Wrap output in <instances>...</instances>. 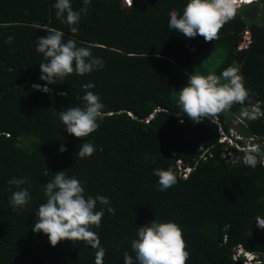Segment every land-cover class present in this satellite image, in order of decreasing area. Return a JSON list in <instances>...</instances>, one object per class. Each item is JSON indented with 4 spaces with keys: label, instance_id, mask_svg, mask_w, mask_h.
<instances>
[{
    "label": "trees",
    "instance_id": "obj_1",
    "mask_svg": "<svg viewBox=\"0 0 264 264\" xmlns=\"http://www.w3.org/2000/svg\"><path fill=\"white\" fill-rule=\"evenodd\" d=\"M55 2L0 0V264H97L98 259L99 264H125V252L135 258L131 244L138 227L155 220L182 229L186 264H243L235 258L238 247L264 260V229L256 226L257 218L264 219L259 160L264 148L247 153L221 143L218 126L206 118L194 123L175 96L187 86L183 79L188 82L195 73L219 76L235 63L248 95L218 114L223 128L230 126L227 118L264 104V13L258 10L264 0L244 6H255L261 19L235 13L211 42L169 28L170 10L182 15L189 0H91L75 35L56 18ZM71 5L74 11L84 7L83 0ZM53 29L64 32L65 40L75 39L78 47L99 45L92 52L105 66L59 78L44 93L33 88L47 84L40 79V64L46 61L36 41ZM9 36L14 37L10 44ZM219 50H224L222 64L212 68L208 57ZM88 83L95 87L86 89ZM87 91L100 97L105 115L81 140L68 134L59 112L83 108ZM252 134L264 137L263 117L244 133ZM85 142L96 151L80 159ZM61 145L67 151L61 153ZM243 155L255 156L256 165L238 158ZM179 165L191 168L187 177L180 175ZM156 169H171L175 184L158 190ZM59 172L77 178L85 198L104 196L115 210L109 213L97 202L104 216L91 230L104 249L102 257L89 241L53 247L47 235L32 230L39 206L47 201L45 185ZM12 179L28 183L17 188L9 185ZM21 189L29 191L30 201L16 210L10 199Z\"/></svg>",
    "mask_w": 264,
    "mask_h": 264
},
{
    "label": "clouds",
    "instance_id": "obj_2",
    "mask_svg": "<svg viewBox=\"0 0 264 264\" xmlns=\"http://www.w3.org/2000/svg\"><path fill=\"white\" fill-rule=\"evenodd\" d=\"M126 2L130 3L131 0H126ZM257 2L259 0L245 4H241L239 0H189L182 15L175 9L170 10L169 28L189 39L201 36L205 41L211 42L217 38L223 24L235 15L237 5L247 6ZM83 3L84 7L79 11L73 10L71 0H56L53 5L56 10V18L62 23L68 24L73 35L78 33L79 29L75 25L79 23L82 14L88 13L91 0H83ZM13 39L14 37L9 36L7 42L10 44ZM96 47L99 45L95 43L78 47L75 39L69 37L65 40V33L55 29L51 30L47 36L40 37L36 41V51L43 54L46 61L40 64L42 73L40 79L46 81L47 84L45 86L33 85L34 90L49 93L51 89L47 85L56 84L59 78L68 77L74 72L83 76L94 70L102 69L105 66L103 58L94 56L92 52V49ZM84 87L92 89L95 85L88 83ZM60 95L66 94L61 93ZM247 95L243 76L240 75V69L234 63L219 76L211 73L207 76L198 73L191 75L187 86L178 92V103L184 116L186 115L194 123H200L203 118L216 117L221 112L230 109L234 103H243ZM82 100L83 108L69 107L59 112V119L66 126L68 134L81 140L99 128V121H102L105 115L104 105L94 92L87 91ZM257 104L253 120L264 118V104ZM232 126L230 125L229 128H234V125ZM227 134L228 132L224 129V134H220V142L230 144L244 152L256 153L251 149L254 147L258 150L264 148V137L256 136L253 139L250 138L251 135H244L245 140L241 138L237 142H232V137ZM224 136L226 139L223 140ZM249 142H253V144L249 145ZM249 147L251 148L247 150L246 148ZM59 151L63 153L67 149L61 145ZM95 151L94 144L85 142L81 144L77 156L80 159L91 157ZM245 162L254 167L257 160L255 156L247 155ZM179 166L180 175L187 177L191 168ZM154 175L159 178L158 190L160 191H166L176 182V177L171 169H156ZM8 183L10 186L15 185L20 188L28 181L12 179ZM45 194L47 201L39 206L36 212L38 220L32 230L35 233L43 232L47 235L53 247H56L61 241H89L92 247L98 248V258L102 257L104 249L99 248V238L91 230V226H99L104 216L103 210H96L97 202L100 205L108 206L107 211L114 214L115 210L109 206V199L104 196L85 198L81 182L75 177H68L66 172L54 175V179L45 185ZM29 201L30 193L27 189L12 192L10 204L14 209L19 210L25 207ZM256 226L264 229V219L257 218ZM137 235L138 239L133 240L131 244L135 258L125 252V264H186L189 253L186 251L182 229L176 223H161L155 220L146 226L138 227ZM238 254L239 256H237ZM235 258L241 259L243 264L264 263L259 254L247 251L243 247H238L235 250ZM97 264H99V259Z\"/></svg>",
    "mask_w": 264,
    "mask_h": 264
},
{
    "label": "rangeland",
    "instance_id": "obj_3",
    "mask_svg": "<svg viewBox=\"0 0 264 264\" xmlns=\"http://www.w3.org/2000/svg\"><path fill=\"white\" fill-rule=\"evenodd\" d=\"M250 8V9H249ZM244 7V6H238L236 7V12L235 13H242L244 14L245 13V17H249V20L252 19V18H255L256 16L258 17V19H261L260 18V15H257L256 14V8L255 6H252V7ZM258 10H261L263 13H264V7H260ZM223 57H224V50H219L218 52L214 53L213 55L209 56L208 58L212 61L213 63V66L212 68H218L221 64H222V60H223ZM182 83H186V85L188 84L187 82V78L183 79ZM175 96H178L177 94H175ZM249 107V106H248ZM247 107V108H248ZM238 118H240L241 120H239ZM226 121L228 122V125H231V127H233L232 125H234V128H229V130H227L228 132V136L230 135L231 137L233 136H237L238 135V139H240V135L244 137V133L246 131H248L250 129V123L252 121H254L253 119H243L241 117H230V118H227ZM257 135H251L250 138H256ZM241 137V138H243ZM246 138V137H245ZM248 138V137H247ZM225 139V137H224ZM231 139V138H230ZM242 140H245L244 138ZM232 141V140H231ZM224 142V141H223ZM237 142V140H236ZM234 144V143H233ZM253 142H249V145H252ZM225 147H228L229 146L227 144H224ZM230 145V144H229ZM231 146V145H230ZM234 146V145H233ZM251 147L249 148H246L247 150H249ZM253 152H256V153H260V150L256 149V147H254L253 149H251ZM245 157L246 155H243V156H238V158H242V160L245 162ZM230 160H232V158H230ZM257 160V159H256ZM262 163V165H264V158L262 159H259ZM185 176V175H184ZM239 256V254L237 255Z\"/></svg>",
    "mask_w": 264,
    "mask_h": 264
},
{
    "label": "built area",
    "instance_id": "obj_4",
    "mask_svg": "<svg viewBox=\"0 0 264 264\" xmlns=\"http://www.w3.org/2000/svg\"><path fill=\"white\" fill-rule=\"evenodd\" d=\"M239 1H240L241 4H245V3L253 1V0H239ZM257 105L255 104L253 106H249L248 108H246L242 112L241 116H239V117H241L243 119H254L255 114H256V109L258 107ZM259 115H262V114L259 113ZM208 119L210 120L211 123H213V124L218 126L219 133L221 135H223L224 134V129H223V125H222L220 117L217 115L216 117H211V118H208ZM238 119L241 120L240 118H238ZM225 139H226V137H225ZM223 140H224V138H223Z\"/></svg>",
    "mask_w": 264,
    "mask_h": 264
},
{
    "label": "bare ground",
    "instance_id": "obj_5",
    "mask_svg": "<svg viewBox=\"0 0 264 264\" xmlns=\"http://www.w3.org/2000/svg\"><path fill=\"white\" fill-rule=\"evenodd\" d=\"M239 137H240V139H241L242 136L240 135ZM240 139H238V135H237V136H233V137H232V142H235L236 140L239 141Z\"/></svg>",
    "mask_w": 264,
    "mask_h": 264
}]
</instances>
